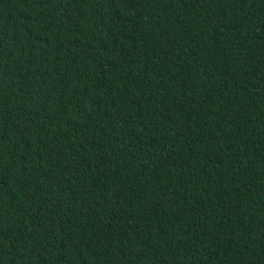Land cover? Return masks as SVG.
<instances>
[{
	"label": "trees",
	"instance_id": "16d2710c",
	"mask_svg": "<svg viewBox=\"0 0 264 264\" xmlns=\"http://www.w3.org/2000/svg\"><path fill=\"white\" fill-rule=\"evenodd\" d=\"M0 264H264V0H0Z\"/></svg>",
	"mask_w": 264,
	"mask_h": 264
}]
</instances>
